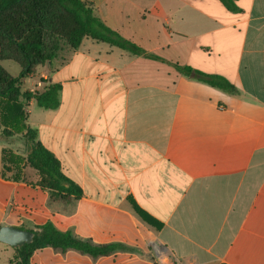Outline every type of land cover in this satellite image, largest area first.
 Here are the masks:
<instances>
[{
	"label": "crops",
	"instance_id": "1",
	"mask_svg": "<svg viewBox=\"0 0 264 264\" xmlns=\"http://www.w3.org/2000/svg\"><path fill=\"white\" fill-rule=\"evenodd\" d=\"M85 1L163 61L91 38L59 55L37 90L60 85V106L37 105L27 125L82 195L60 196L26 183L22 168L5 170L0 142V227L32 231L50 221L118 247L97 259L43 255L47 248L32 264H156L154 244L184 264H264V0H238V12L220 0ZM173 64L223 76L239 94Z\"/></svg>",
	"mask_w": 264,
	"mask_h": 264
},
{
	"label": "trees",
	"instance_id": "2",
	"mask_svg": "<svg viewBox=\"0 0 264 264\" xmlns=\"http://www.w3.org/2000/svg\"><path fill=\"white\" fill-rule=\"evenodd\" d=\"M230 12H238V0H220ZM85 38L104 42L136 55L163 61L146 54L143 49L108 28L95 14L92 4L85 0H0V142L9 143V138L20 135L25 146V157L3 150L4 169L25 162L40 177L38 185L45 190L58 192L60 196L80 197L82 190L62 172L61 163L39 140L36 130L27 125L28 117L23 112L22 101L35 103L45 110L60 106L62 87L50 85L44 91L22 92V84L33 77L39 68L46 73L54 70L59 55L80 47ZM13 61L21 72L13 76L2 62ZM185 77L207 84L230 95H238L237 87L227 78L207 74L190 66L173 64ZM19 171L13 176L19 180ZM137 215L148 225L160 230L162 224L152 218L129 199ZM31 244L15 248L11 264H32L35 253L50 248L55 253L75 251L93 259L108 256L118 247L95 245L90 240L80 239L71 232L60 231L52 222H46L35 230Z\"/></svg>",
	"mask_w": 264,
	"mask_h": 264
},
{
	"label": "rangeland",
	"instance_id": "3",
	"mask_svg": "<svg viewBox=\"0 0 264 264\" xmlns=\"http://www.w3.org/2000/svg\"><path fill=\"white\" fill-rule=\"evenodd\" d=\"M2 65L13 76H17L21 72L20 66L17 65L16 63H14L13 61H4V62H2ZM45 73H46V70L39 68L33 77L27 79L22 84V87H21L22 92L38 91L37 90L38 85L36 84V80L40 81L41 75L45 74ZM43 86L44 85L42 84V87ZM22 105H23V112L25 113V115L28 118H29V114H30L29 111H31L32 109H37V107H36L37 104H34L33 106H31V104L26 102V101H22ZM6 144H7L6 146L9 149V151H11L16 156H19V157H25L26 156V154H25L26 150H25L24 142L22 141L20 135L9 138V143H6ZM1 145L5 146V144H3V143L0 144V146ZM18 162H19V165H17L16 167H17V169L22 168L23 180L28 184L37 185L38 182L40 181V177L37 174V172L32 170L25 162L20 161V160ZM7 164L10 166L11 169L13 167H15V165H11L10 161H7ZM18 176H19V174H18ZM27 226L33 227L32 225H27ZM37 227L38 226H36V228ZM15 253H16L15 248H12V247L0 242V264H9V261H11L13 259V256ZM51 254H54L51 249H47L43 253V255H51ZM73 254H76L75 256H79V254H77V253L73 252Z\"/></svg>",
	"mask_w": 264,
	"mask_h": 264
},
{
	"label": "water",
	"instance_id": "4",
	"mask_svg": "<svg viewBox=\"0 0 264 264\" xmlns=\"http://www.w3.org/2000/svg\"><path fill=\"white\" fill-rule=\"evenodd\" d=\"M34 233L31 230L12 226L0 227V242L12 248H20L26 244H31Z\"/></svg>",
	"mask_w": 264,
	"mask_h": 264
},
{
	"label": "built area",
	"instance_id": "5",
	"mask_svg": "<svg viewBox=\"0 0 264 264\" xmlns=\"http://www.w3.org/2000/svg\"><path fill=\"white\" fill-rule=\"evenodd\" d=\"M43 83L44 81L42 77L37 85L41 87ZM152 254L156 264H184L181 260L170 255L165 249L156 244L153 246Z\"/></svg>",
	"mask_w": 264,
	"mask_h": 264
}]
</instances>
